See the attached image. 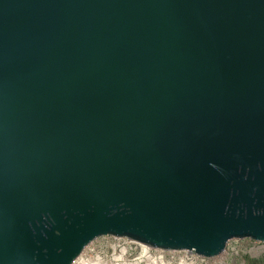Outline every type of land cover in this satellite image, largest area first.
Listing matches in <instances>:
<instances>
[{"label": "water", "instance_id": "1", "mask_svg": "<svg viewBox=\"0 0 264 264\" xmlns=\"http://www.w3.org/2000/svg\"><path fill=\"white\" fill-rule=\"evenodd\" d=\"M103 236L264 241V0H0V264Z\"/></svg>", "mask_w": 264, "mask_h": 264}, {"label": "built area", "instance_id": "2", "mask_svg": "<svg viewBox=\"0 0 264 264\" xmlns=\"http://www.w3.org/2000/svg\"><path fill=\"white\" fill-rule=\"evenodd\" d=\"M96 243L98 245L97 247H94ZM107 244V247L114 250V254H117V250H119V254L123 250H127L128 252L129 250H135L137 252L141 251V253H143L144 250L148 248L150 249L151 254H154L156 250H161L163 251L162 255L165 257V259L177 264H191L192 261H196L194 264H237V259L241 254L248 255L253 260H260L264 258V241L254 240L251 238L230 240L225 250L220 255L215 257H206L189 250L156 249L142 245L128 238L115 236L100 237L96 239L90 246H88L85 251L92 247V249H94V256L100 248L106 246ZM238 264H247V262L241 261Z\"/></svg>", "mask_w": 264, "mask_h": 264}, {"label": "rangeland", "instance_id": "3", "mask_svg": "<svg viewBox=\"0 0 264 264\" xmlns=\"http://www.w3.org/2000/svg\"><path fill=\"white\" fill-rule=\"evenodd\" d=\"M97 245L98 244L96 243L94 245V247H97ZM107 246H108V244L99 249V251L101 252V255L103 256L102 258H92L91 260H89L85 263H81V264H110L112 255L114 254V250L112 248L107 247ZM87 250L90 253L89 255H87V257L93 256L94 249H92V247H90ZM116 255H119V250H117ZM87 259L88 258H86L85 260H87ZM108 259H110V261ZM121 260H122V258H121ZM123 260H128V261L121 262V264H155V262H156V261L154 262L153 260L146 258V256L144 254H142L141 251L137 252L135 250H129V252H127L124 255ZM241 261H246L247 264H264V258H262L260 260H253L248 255H243V254H241L237 259L238 263ZM171 264H177V263L171 262Z\"/></svg>", "mask_w": 264, "mask_h": 264}, {"label": "bare ground", "instance_id": "4", "mask_svg": "<svg viewBox=\"0 0 264 264\" xmlns=\"http://www.w3.org/2000/svg\"><path fill=\"white\" fill-rule=\"evenodd\" d=\"M86 251L73 264H81V263H85L91 260L92 258H102L103 257L99 251L94 256L87 257V255H89L90 253L88 250ZM126 251L127 250H123L122 252H120L119 256L125 254ZM150 252H151L150 249L147 248L144 250L143 254L146 256V258L156 261L157 264H171V262L165 259V257L162 255L163 251L156 250L154 254H151ZM86 258L88 259L85 260ZM195 262L196 261H192L191 264H194ZM182 264H185V263H182Z\"/></svg>", "mask_w": 264, "mask_h": 264}, {"label": "trees", "instance_id": "5", "mask_svg": "<svg viewBox=\"0 0 264 264\" xmlns=\"http://www.w3.org/2000/svg\"><path fill=\"white\" fill-rule=\"evenodd\" d=\"M127 252H128V251H126V253H127ZM126 253H125V254H126ZM125 254H123V255H121V256L116 255V254H113V255H112V258H111V261H110V259H108V260L110 261V264H111V263H112V264H121V262L128 261V260H123ZM142 254H143V253H142ZM121 258H122V260H121Z\"/></svg>", "mask_w": 264, "mask_h": 264}, {"label": "crops", "instance_id": "6", "mask_svg": "<svg viewBox=\"0 0 264 264\" xmlns=\"http://www.w3.org/2000/svg\"><path fill=\"white\" fill-rule=\"evenodd\" d=\"M154 261V260H153ZM155 262V261H154ZM155 264H157V262H155Z\"/></svg>", "mask_w": 264, "mask_h": 264}]
</instances>
